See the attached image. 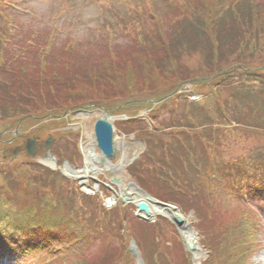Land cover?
Instances as JSON below:
<instances>
[{"label":"trees","instance_id":"obj_1","mask_svg":"<svg viewBox=\"0 0 264 264\" xmlns=\"http://www.w3.org/2000/svg\"><path fill=\"white\" fill-rule=\"evenodd\" d=\"M189 3L195 7V16H205L208 29L212 30L211 34L206 36L205 33L204 39L200 36L201 39L193 40L195 36L200 35L198 32L205 30L204 26L196 29L195 34H190L193 29L188 31L189 37L181 34L174 37L186 26V21L191 19L189 12L178 17L169 13L165 20L152 16L148 9H135L131 21L123 31L130 34L128 38L135 49L129 52L132 56L137 55L133 58L136 64L127 67L123 64L121 56L118 59L113 56L117 59V64L111 67L114 70L112 75L107 73V70L100 71L96 65L94 69L91 65L90 73L87 71L90 66L88 60L76 66V62L82 60L80 56L73 55L77 43L72 39L59 46L65 52L63 54L57 50L59 48L56 40L49 41L47 31L21 30L15 37L11 35L8 27L6 28L7 23L2 20L6 18L4 5L9 4L7 0H0V19L2 18L3 22L0 25V118H13L15 114L23 117L29 115V112L44 110V107L59 114L60 111L75 108L79 104L112 110V106L107 102L108 97L116 91L119 86L117 82L121 75H125L124 72H128L134 82L142 84L140 87H145L157 82V78L156 81L154 79L150 82L144 80V77L159 76L170 81L171 79L167 78V69L182 72L179 79L186 75L196 76L200 73L199 70L187 68H191V58H199L196 64L200 62L206 66V78L227 70L212 81L214 85L222 87L216 95L218 106L212 111L205 110L206 116L198 115L186 127L177 124L173 111L172 122L167 119L160 120L167 102L151 112L153 130H150L148 124L143 123L141 126L140 120L128 123L140 124L139 129H143L141 134L148 146L146 152L130 168V172L138 183L155 197L172 201L184 210L192 209L195 212L199 219L195 227L203 237L202 243L209 252L204 264H220L219 261L223 262L226 251L233 256L251 251L252 245L249 242H253L249 241V238L252 234L254 236V233L249 232L246 224L236 225L235 221L229 229L231 223L224 219L223 212L218 209L220 197L210 190L215 183L223 179L241 178L236 176L238 169L242 167L247 169L249 175L245 177L251 181L249 183H252L250 185H253L254 190L264 194L263 163L256 161V158H250L246 162L244 157L238 154L236 147L238 132L251 131L250 127L264 131V0H221L220 3H217V0H197ZM204 8L205 10H202ZM205 12L210 16L207 17ZM148 17L150 25L147 23ZM208 46L209 55L206 54ZM188 49L192 51L188 52ZM186 52L190 55H184ZM126 55L129 56L127 53ZM182 55L187 57V61ZM224 63L228 64L227 69H222ZM256 63L259 65L257 70H254ZM169 65L171 67H167ZM123 67L127 71H124ZM171 84L150 88L149 91L166 89ZM121 94L124 95L125 92L121 91ZM173 100L178 109L181 107L180 117L186 119L182 103H177L178 97ZM167 113L170 115V111ZM232 123L235 126H231ZM134 128L132 126L131 130ZM4 147L7 146H2ZM233 147L237 150L234 151ZM190 156H193L192 161ZM195 157L202 158L204 162L199 164ZM12 169L13 173L6 171L2 174L5 178H2L0 194L13 191L15 185L22 194H33L26 175L35 183L37 196L44 195V190L52 189H48V184H45L51 177L46 179L45 176L55 173L38 163L28 161L17 166L13 163ZM227 169L232 174L222 171ZM209 173L211 175H208ZM11 177L15 180L12 181ZM74 193L81 207H92V210L82 216H72L69 218L71 221L66 223L57 218L51 226L47 223L48 229L38 227L33 220L35 215L28 216L29 220L26 218L28 222L25 224L29 223L26 227L18 226L8 230L4 225L0 226V264L29 263L32 253L48 251L56 244L74 239L82 243L89 240L102 241L103 251L94 264H107L103 256L107 247L115 239H124L125 229H128L127 239L135 238L145 258L148 257L146 254L150 244L155 247L157 256H160V264H176L178 261L181 264H189V254L184 249V244H180L176 239H179V234L167 219L159 218L151 225L135 217L132 205H119L108 211L94 199L83 195L77 186ZM15 197L1 198L4 204L0 206V223L11 226L19 224L17 212H27L29 205L20 209L24 198L18 195ZM91 200L96 202L94 206L90 205ZM46 209H49H44L46 212L51 211L48 207ZM42 215L52 219V216L46 213ZM240 226H245L246 230ZM138 228L150 233H141ZM162 228L170 229L171 236L167 237ZM238 240L244 244L242 250L233 243ZM165 243L175 244L176 249L162 246ZM169 251H173L175 255L167 253Z\"/></svg>","mask_w":264,"mask_h":264},{"label":"rangeland","instance_id":"obj_2","mask_svg":"<svg viewBox=\"0 0 264 264\" xmlns=\"http://www.w3.org/2000/svg\"><path fill=\"white\" fill-rule=\"evenodd\" d=\"M171 1L173 0H7V4H9V6L4 4L3 5L5 6L4 15H6L8 19H1L6 23L7 20L12 24L15 23V25H17V29H14L16 31V34L19 30H34L42 32L47 31V34L49 32V41H51L52 39H56L58 48L64 42H69L72 37H75V40L78 41V44L73 49V55L80 56L82 60L76 62L75 65L79 66L83 62L88 60L90 66H88L87 71L90 70L91 65H93V69L94 65H96V67L100 68V71L107 70V73H111L113 75L114 70L111 67L116 66L117 59L120 56L123 58V64L125 66L131 67V65L136 64V61L133 58H135V56L137 55L132 56V53L129 52L135 49L132 46L133 43H131V39L128 38L130 34H127L123 31L131 21L133 17L132 13L135 11V9L141 7H144V9L153 8V10L151 11V15H158V17L163 16L165 20L166 15L169 13H172L178 17L186 14V12H189L191 19L186 21L187 28H185L186 26L182 28L179 33L175 34L174 37L179 36L180 34L181 36L186 35L187 37H189L188 31L190 32L193 29L190 34H195L196 29H200L204 26H206V31L202 30L201 33L198 32V34L200 35H197V37L195 36V39H193L194 41L196 39H204L205 33L206 36L212 33V30L208 29L205 16H195V14L193 13L195 7H193V5L189 3V1L194 3L197 0H174V4L172 5L170 3ZM220 1L221 0H217V3H220ZM189 7L192 8L189 9ZM202 10H205V8ZM204 14L207 17L210 16L208 12H205ZM138 17L139 14L137 15V18ZM1 19L0 25L3 23ZM147 23L149 25L151 24L149 17L147 18ZM57 27L58 29H56ZM111 29H114L117 35L116 41L114 42L112 40L115 44L114 46H112V48H114V51H109L107 47L108 42L111 41V39L109 38V33L111 32V34H113ZM53 31L55 34L54 37L53 35H51ZM221 36H224L223 33L221 34ZM109 46H111V42ZM57 50L62 51L63 54L65 53L63 50H61V48ZM187 51L191 52L192 49H188ZM209 51L210 47L208 46L206 52L207 55L210 54ZM179 52L181 53L180 49ZM126 53L129 54V56L126 55ZM184 55L188 56L190 54H187L186 52ZM184 55H182V57L187 61V57ZM113 56H116L117 59L115 60V57ZM158 57L162 60V56L159 55ZM198 59L191 58V60H189L192 61L191 64L188 62L191 65V68L187 67L191 70H199L200 73H196V76L186 75L185 77H182V79H179V76L183 74L182 72L179 71L177 73V71L167 69V78H170L171 80L168 81V79H162V77L159 76H153L152 78L144 77V80L150 82L154 81V79L156 81L157 78V82H154L150 86H148L147 84V86L145 87H140L142 86V84L134 82L130 78V75H128V72H124L125 75H121V79L117 82L119 86L116 87V91L108 97L109 100L107 101L113 109H120V111L122 112L121 115L124 116L122 119V117H120V114H115L117 115V117L112 119V122L115 125L116 154L111 162L116 165V170L107 171L106 173L102 171L97 175L89 172L90 186L93 187L94 185H96L92 177H98L105 183L113 186V188L119 192V187L116 184L111 183V180L115 176V174H122L119 177H121L122 179H127V181H124L125 188L127 186L128 180H133L127 169L128 166L134 161L136 156L144 151L145 143L144 140L136 133L139 128H137L136 132H132L129 134V132L131 131V125H129L126 120H130L131 123L133 119H143V117H145L146 115H151V113L149 112L151 108H154L157 106V104L164 102L167 103L165 105V111L162 112L160 116L161 121L167 119L168 122H172V111L174 120H176L177 124L181 125L182 127H186V125H189V122H193L198 117L197 113L195 112L188 113L187 103L189 102L182 98V101L179 100L177 103H182V105L186 106V109L183 110L187 120L182 119L180 117L181 107H179L178 109L175 106V103H173V98L178 93H185L190 91V89H197L198 92L203 91L207 94V84H210L212 77L206 78L208 75V73L206 72V66H203V64L201 65L200 62L196 64ZM165 62L166 61H164V63ZM258 65L259 63H256V67H254L253 69L257 70ZM222 66V69H227L228 64L224 63ZM167 67L171 66L169 65ZM123 68L125 69L124 71H127L125 67ZM143 71L145 72V70ZM147 71L148 70H146V72ZM226 71L227 70H224L222 72ZM65 72L69 74L68 71L65 70ZM6 79H8V76H6ZM207 81L208 83H206ZM170 83L172 84L166 89H156L155 92H152L151 90L149 91L150 88L164 87ZM121 91H124L125 94H121ZM194 104L190 102L192 108L193 106L195 107V109L198 108L197 111H200L201 117L206 116L204 113L205 110L210 109L212 111L216 106H218V102L213 96H207L203 100L201 99L199 101H196V103L194 102ZM79 106H77L75 108V111H73L69 116L66 117L65 115V120L63 119L64 111H60V115H57L58 112L46 110L47 107H44L45 109L39 112H29V115L23 117L20 114H15L13 118H0V132L4 130H11L10 132H12V134L17 133L20 135L17 143H0V185L3 180L2 178H5L2 177V174H4L6 171H9V174L13 173L12 167L14 162L12 154L15 146L21 142L25 145L28 138L38 136L42 141H45L48 139V137L52 136L55 137V139L57 138L58 142L53 148L52 152L59 154L60 158H69L74 154L73 152L77 150V134H79L78 139L81 140V143H83L84 146L87 144H91L92 142L95 145L94 125L96 120L101 117L104 112L102 109H96L94 107H92V109H83V107L78 108ZM79 109L83 110L77 112L76 110ZM167 111H170V115L169 113H167ZM187 114L189 117H187ZM109 115L113 116L111 114ZM143 121L144 120H142L140 123L143 124ZM146 122L152 126V124L147 120H145L144 124H146ZM231 126H235V124L232 123ZM249 129L252 130L238 132L236 144V147H238V154L243 156L246 162L250 158H256V161H260L263 163L262 165H264V160H262L264 159V131H259L261 129L253 127H250ZM124 131H127V134L124 133ZM12 134H9V136H6V138L11 137ZM4 145L7 147L1 148ZM236 147H233L234 151L237 150ZM60 149L61 152H59ZM20 155L21 157L16 162L25 159V154ZM195 155L197 156V158L199 157L197 153ZM78 157V163L82 168L85 166L83 155L80 154L78 155ZM60 158L56 160L58 166L57 168L59 170L61 169V171L64 172V163H62ZM39 159L40 160H38V162H51L46 158V156L39 157ZM190 159L192 161L193 156H190ZM197 160L199 161V164L201 162H204L202 158ZM240 168L241 169H238V176L236 177L242 175L245 177V175H249L246 172L247 169H244L242 167ZM222 171L226 174H232L231 171H228V169ZM208 175H211V173H209ZM233 175H235V172L233 173ZM26 177L31 184L30 188L33 194H22L21 192H19L21 190L17 185L14 186L13 191L8 193L2 192L0 194V206L4 204L2 199H10L11 197L16 198L15 196L17 195L21 198H24L23 202L21 203V210L22 208L24 209L27 205H29L27 206V212H23L24 210L21 212H17L20 216L18 217V220L21 221L19 226L23 224V221L28 218V216L35 215L34 218H36L40 222L42 221L44 223H50L51 226V224L56 221L57 218L66 223L68 221H71L69 219L70 217L82 216L85 215L87 211L92 210V207L85 208L79 205L78 200L74 197V191L76 190V186H78V183L69 176L61 174L46 175V179H50H48L45 184H48V189H52L44 190V195L39 194L38 196L37 187H34L35 183L29 178V175H26ZM221 177H223V175H221ZM239 178H236L235 180L234 178H227L225 180L223 179V181L215 183L210 191L214 192L218 197H220L218 209L223 212L224 215H222L224 219L227 222L231 223L228 226L229 229H231V225L234 224L233 222L235 221L236 225L246 224L249 228V232L254 233V236L253 234H250L251 236L249 238V241L253 242H249L252 245V249L245 254H237L236 256L229 255L226 251L223 260L224 263L221 260L219 262L220 264H264V200L260 201L256 198L254 199L252 195L247 193L248 191H245V185L240 184V182L238 183L237 180H240ZM10 179H12V181L15 180L14 177H11ZM247 182L249 183L250 180L248 179L246 181V184ZM98 187L100 190L99 194H101V192H106L104 189V185L100 184ZM0 189H2V186H0ZM242 189L245 190H243L241 194L239 191ZM108 190L111 191L110 196L112 197L114 191L112 192L111 189ZM128 191L132 192L131 190ZM235 191L238 193H235ZM99 200H101L100 197L94 199V201H97L98 203ZM94 201L91 200L90 205L94 206V204L96 203ZM171 202L172 201H170V203ZM46 206H50L51 211L49 213L50 216H52V219H47L41 214H47V212H43L45 210H49L45 209ZM181 212L188 219L192 226L193 224L197 223V220L199 221L192 209L184 210L183 208H181ZM25 214L27 215L24 216ZM43 226L46 227L44 224ZM240 227L244 228V231L246 230L245 226ZM48 228L49 227H46V229ZM162 229L166 231L167 237L171 236L170 229ZM139 230L141 233H150L143 228H140ZM127 231L128 229H125L126 237L124 239H115L110 244V246L107 247L106 251L108 255H106V251L103 255L107 264H137V259L130 252V238L127 239ZM176 239L180 244H184L182 235H179V239ZM200 239L201 237H199L198 239L199 242ZM233 243L238 245L239 250H242L244 248V244H242L241 240H238L237 242L233 241ZM162 246H167L168 249H176L175 244L172 243H165V245ZM183 247L185 249V246ZM59 250V252L53 255H49L46 253L35 255L34 260H32L33 264H94L96 258H99L101 256L103 246L102 241L100 240H89L85 243H79L76 239H74V241H71V246L65 248V244L63 243L62 247L59 248ZM147 250L148 253L146 254V256L148 255V258L154 262L153 264H160V256H157V262H155V247L149 244ZM200 252H202L200 256H194L192 253L190 254L191 256L188 259L189 264H202V262L207 258V253L204 248H202ZM167 253H173V255H175L173 251H169ZM176 264H181V262L178 261Z\"/></svg>","mask_w":264,"mask_h":264},{"label":"water","instance_id":"obj_3","mask_svg":"<svg viewBox=\"0 0 264 264\" xmlns=\"http://www.w3.org/2000/svg\"><path fill=\"white\" fill-rule=\"evenodd\" d=\"M95 132H96V140L99 149L104 153L108 158H112L115 153V147H114V129L110 121H108L105 118H100L96 125H95ZM106 159L103 158V161ZM128 199V198H127ZM134 203H136L138 207V216L140 218H144L149 220L151 218V204H155L159 209H165L169 212L172 209H176V207L164 203L162 201L156 200L151 196H146V200H135ZM175 222L178 226H182L181 221L178 219H175ZM188 248L192 251L195 249L196 245L195 242L192 239H188L187 241ZM132 252L137 253V249L135 245H132L131 247Z\"/></svg>","mask_w":264,"mask_h":264},{"label":"bare ground","instance_id":"obj_4","mask_svg":"<svg viewBox=\"0 0 264 264\" xmlns=\"http://www.w3.org/2000/svg\"><path fill=\"white\" fill-rule=\"evenodd\" d=\"M86 156H87V159L90 160V161L87 162L86 169H84L83 171H80V172L79 171H75V173L78 174L79 176H82V175L88 173L89 169L92 168V166H94L92 158H96L97 155L95 153L93 145H90V149L86 150ZM68 171L72 172L71 170H68ZM127 194H129V193H127ZM124 195H125V192L123 191V196ZM135 195H136L137 198L146 200V196H145L144 193L137 192V194H135ZM153 205H154L153 208H152V210H153L152 214L153 215L157 216L158 214L162 213V214H167V215L171 216L174 219H178L182 223V232H183V235L185 236V238L193 239L195 241L197 240V237H196V234L193 231V228L191 227V225L188 224V222L186 221V219L184 218V216L180 212L168 213L165 210H159V208L156 207L155 204H153ZM196 254H197V256H200V251H197Z\"/></svg>","mask_w":264,"mask_h":264},{"label":"flooded vegetation","instance_id":"obj_5","mask_svg":"<svg viewBox=\"0 0 264 264\" xmlns=\"http://www.w3.org/2000/svg\"><path fill=\"white\" fill-rule=\"evenodd\" d=\"M37 138L35 141H33V150L37 155L41 154V152L44 153V155L48 154L49 148L45 147V145L40 143L39 137L35 136Z\"/></svg>","mask_w":264,"mask_h":264}]
</instances>
